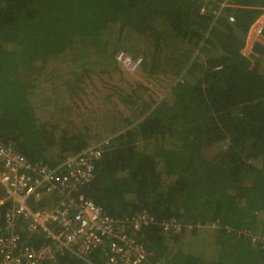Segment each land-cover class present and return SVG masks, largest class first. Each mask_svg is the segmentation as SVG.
Returning a JSON list of instances; mask_svg holds the SVG:
<instances>
[{"label": "trees", "instance_id": "16d2710c", "mask_svg": "<svg viewBox=\"0 0 264 264\" xmlns=\"http://www.w3.org/2000/svg\"><path fill=\"white\" fill-rule=\"evenodd\" d=\"M86 2L0 0V139L49 165L79 152L87 144L70 81L94 71L92 51L141 54L146 71L181 78L168 97L143 103L138 123L105 138L83 193L111 216L154 217L140 234L152 253L142 264H201L220 236L239 240L231 264L256 262L264 254L235 231L264 230V44L253 42V59L242 51L264 0ZM171 218L178 235L161 228ZM55 264L90 263L64 254Z\"/></svg>", "mask_w": 264, "mask_h": 264}, {"label": "built area", "instance_id": "2783aa9c", "mask_svg": "<svg viewBox=\"0 0 264 264\" xmlns=\"http://www.w3.org/2000/svg\"><path fill=\"white\" fill-rule=\"evenodd\" d=\"M219 8H210L218 15ZM205 12L203 6L200 9ZM233 21L232 16H228ZM264 8L251 25L248 36L262 42ZM253 34V36H252ZM247 36V35H246ZM248 39H245V45ZM245 47V46H244ZM114 59L129 72L143 64L141 56L123 50ZM106 141L87 144L82 150L68 154L56 165L29 160L17 151L14 143L0 139V186L6 205L0 227V264H55L64 254H72L90 264H142L152 253L140 240L141 232L155 223L146 210L114 217L83 193L96 174ZM54 194L52 203L45 196ZM40 205L38 207L37 205ZM164 232L178 235L182 225L171 218L161 222ZM248 234L254 247L264 254V230ZM98 255L99 262L91 257Z\"/></svg>", "mask_w": 264, "mask_h": 264}, {"label": "rangeland", "instance_id": "374dc122", "mask_svg": "<svg viewBox=\"0 0 264 264\" xmlns=\"http://www.w3.org/2000/svg\"><path fill=\"white\" fill-rule=\"evenodd\" d=\"M71 1L74 2V6L81 8L87 6L88 0ZM214 2L212 3L215 4ZM246 39L248 41L242 51L253 59L254 53L251 47L255 41L248 34ZM261 43L264 44V39ZM114 53H111L108 58L98 51L90 52L88 55L93 63L94 71L85 76L82 75L80 79L76 78V81L73 78L69 83L75 116L84 126L83 137L86 144L104 141L107 136L117 133L118 129L123 128L126 123H138L147 114V110L143 109V103L168 97L170 88L181 78L146 71L144 66L137 71L129 72L114 61ZM138 56L142 57L141 54ZM181 74L183 78H188L187 69ZM74 82L77 83L76 87H73ZM31 101L35 100L31 99ZM151 106L153 107L154 104ZM225 145L226 143L223 142L221 146L210 147L205 150V155L211 156ZM253 163L259 165L261 161L258 159ZM44 198L45 204L52 203L51 200L55 198V195L49 194ZM180 199V204H186ZM209 227L205 228L208 230ZM214 227V225L211 226L212 229Z\"/></svg>", "mask_w": 264, "mask_h": 264}, {"label": "crops", "instance_id": "0c3cea01", "mask_svg": "<svg viewBox=\"0 0 264 264\" xmlns=\"http://www.w3.org/2000/svg\"><path fill=\"white\" fill-rule=\"evenodd\" d=\"M136 123H132V124L126 123L123 128L118 129L117 133L123 132L124 130L133 126ZM208 230L210 232L212 230V232H213V229H211V230L208 229ZM219 238H220V240H219L220 243H219V246L217 247L216 252L211 254L210 253L211 249H210V251H207L208 254L209 253L211 254V256L209 255V258L203 259L201 261V264H231V262L233 261V256L235 254V248H236L239 240L236 238H235L236 240H233L231 238L224 239L221 236ZM250 249L252 250L251 245H250ZM246 264H264V256H261V258L256 260V262L251 261L250 263H246Z\"/></svg>", "mask_w": 264, "mask_h": 264}, {"label": "clouds", "instance_id": "9594fccd", "mask_svg": "<svg viewBox=\"0 0 264 264\" xmlns=\"http://www.w3.org/2000/svg\"><path fill=\"white\" fill-rule=\"evenodd\" d=\"M248 235V234H247ZM249 236V235H248Z\"/></svg>", "mask_w": 264, "mask_h": 264}]
</instances>
